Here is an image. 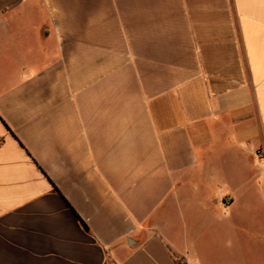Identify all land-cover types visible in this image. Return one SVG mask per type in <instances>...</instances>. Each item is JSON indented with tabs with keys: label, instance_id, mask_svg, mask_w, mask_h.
Here are the masks:
<instances>
[{
	"label": "crops",
	"instance_id": "crops-1",
	"mask_svg": "<svg viewBox=\"0 0 264 264\" xmlns=\"http://www.w3.org/2000/svg\"><path fill=\"white\" fill-rule=\"evenodd\" d=\"M238 237L264 253V0H0V264Z\"/></svg>",
	"mask_w": 264,
	"mask_h": 264
},
{
	"label": "rangeland",
	"instance_id": "rangeland-1",
	"mask_svg": "<svg viewBox=\"0 0 264 264\" xmlns=\"http://www.w3.org/2000/svg\"><path fill=\"white\" fill-rule=\"evenodd\" d=\"M257 227V223H250L252 234L256 230L255 227ZM240 238V239H239ZM250 243L248 244L246 239H243V237H238L236 240V245H240L244 248L243 254H241L240 261L244 260V262L248 261L249 264H257L258 262L264 261V253L261 249H259V246L255 243H253V239H249ZM248 246V247H247Z\"/></svg>",
	"mask_w": 264,
	"mask_h": 264
}]
</instances>
